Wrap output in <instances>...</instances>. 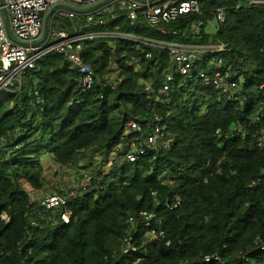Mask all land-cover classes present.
<instances>
[{
	"label": "trees",
	"instance_id": "obj_1",
	"mask_svg": "<svg viewBox=\"0 0 264 264\" xmlns=\"http://www.w3.org/2000/svg\"><path fill=\"white\" fill-rule=\"evenodd\" d=\"M200 7L201 16L165 26L178 37L151 28L142 15L134 25L126 15L105 26L61 24L72 31L74 23L90 36L83 59L95 72L93 88L83 92L79 71L51 52L16 95L0 93V264H264V148L257 146L262 127L252 123L264 113V7L248 0H200ZM218 9L226 20L210 33ZM200 21V32H193ZM144 41L225 44L203 56L222 59L223 74L243 78L241 94L228 100L203 83L199 69L179 75L167 48ZM113 64L116 90L107 79ZM169 73V93L159 96ZM131 119L140 132L127 133ZM155 126L170 147H149L126 163L131 141L142 142ZM45 155L88 174L86 191L69 204V223L44 213L45 195L34 199L25 186L45 190ZM176 195L182 205L171 211L166 200ZM140 211L155 212L166 237L149 243L141 230L143 248L125 256L118 250L128 218Z\"/></svg>",
	"mask_w": 264,
	"mask_h": 264
},
{
	"label": "built area",
	"instance_id": "obj_2",
	"mask_svg": "<svg viewBox=\"0 0 264 264\" xmlns=\"http://www.w3.org/2000/svg\"><path fill=\"white\" fill-rule=\"evenodd\" d=\"M105 1L107 0H0V93L6 92L9 96L16 95L25 86L28 74L36 71L37 62L51 52L63 55L69 61L71 69L79 71L81 74L79 87L83 92H88L93 88L96 80L95 72L92 66L85 63L83 59V42L90 36L79 30L74 23L73 32H69L65 28L56 29L55 22L58 13L65 14L72 22L86 20L88 24L95 22L101 26H105L110 21L118 20L121 15H126L131 24L134 25L142 15L145 23L151 28L165 36L177 37L180 36L177 31H169L165 26L171 25L188 15H202L200 0H173L162 3L152 0H112L105 6L90 11L91 8ZM248 1L251 7H264V0ZM60 5L70 9L55 11L50 20L47 38L41 43L45 34L46 18L53 8ZM5 16L9 21L10 31L7 30ZM225 20V10L218 9L215 13L214 22H209V24L216 30ZM203 24L202 21L194 24L192 31L199 33ZM120 36L137 40L128 35ZM144 43L167 48L179 75L191 76L199 69L198 76L203 83L207 86H213L228 100H235L241 94L244 79L234 80L229 74H223L219 69L224 65L222 59L216 57L206 59L203 56L226 50L225 44L209 45L200 52L185 49L179 42L144 41ZM148 57L151 55L148 54ZM202 64H206L207 67L200 70ZM166 79L163 87L157 92L159 96H166L169 93V82L173 80V75L171 73L166 74ZM110 86L112 90L118 88L117 83H110ZM261 87L264 89V84ZM263 121L264 113L255 117L252 122L254 125L262 127L257 141L259 148H264ZM141 129V125L135 119H131L127 125V133L140 132ZM237 131L244 134V126L239 125ZM165 136L163 130L155 126L142 142H138L136 138L133 139L125 155V162H137L149 147L168 149L171 139H167ZM84 191H86V187L69 192L67 195L47 194L42 201L44 213L53 212L60 216L64 223H69L72 216L69 204L81 197ZM153 195L156 196V193ZM181 205L182 200L178 195L173 201L166 200V206L171 211ZM5 220L9 221V218L7 217ZM127 224L118 250L125 256L136 254L143 248L139 245L141 230L145 231L143 238L147 239L149 243L164 240L166 237L163 221L155 212L140 211L131 214ZM166 245L170 246L171 241H167ZM212 259L219 260L218 257H206L205 260L209 262ZM138 263L136 262V264Z\"/></svg>",
	"mask_w": 264,
	"mask_h": 264
},
{
	"label": "rangeland",
	"instance_id": "obj_3",
	"mask_svg": "<svg viewBox=\"0 0 264 264\" xmlns=\"http://www.w3.org/2000/svg\"><path fill=\"white\" fill-rule=\"evenodd\" d=\"M71 21L68 19V17L61 13H58V18L56 19L55 22V27L56 29H60L61 24H66L67 22ZM77 22V21H76ZM75 22V23H76ZM78 23V22H77ZM208 24L207 28L210 31H213L214 28ZM69 32H73L69 31ZM110 36V35H108ZM118 76V71H117V66L113 64V66L110 69V72L107 74V79L109 82H115L117 80ZM114 154L112 155V157ZM98 157H96L97 159ZM89 162V159H88ZM43 163L45 167V175L47 177V185L45 190L36 192L34 191L30 186L25 185L26 188L31 191L32 196L34 199L42 198L44 195L46 196L47 194H51L52 192H62L63 194L66 195V192H72V191H78L80 190L85 184L86 178L84 176H87V172H83L84 174L81 175L79 173H76L74 170H67L65 168L60 167L59 165L55 164L48 155H45L43 157ZM123 163V162H121ZM120 163V164H121ZM87 165V161L84 163ZM106 165L103 166V169L106 173H109L111 171V163H105Z\"/></svg>",
	"mask_w": 264,
	"mask_h": 264
},
{
	"label": "water",
	"instance_id": "obj_4",
	"mask_svg": "<svg viewBox=\"0 0 264 264\" xmlns=\"http://www.w3.org/2000/svg\"><path fill=\"white\" fill-rule=\"evenodd\" d=\"M111 1H112V0H107V1H105V2H102L101 4H99V5H97V6L93 7V8H91L90 11H95V10H97V9H99V8H101V7H103V6H105L106 4L110 3ZM152 1H153V2H158V1H160V0H152ZM59 9H70V8H68V7H66V6H63V5H60V6H56L55 8H53V9L50 11V13L48 14V16H47V18H46L45 34H44V38H43V40L41 41V43H42L43 41H45V39L47 38L48 31H49V28H50V20H51L53 14L55 13V11H57V10H59ZM5 22H6L7 30L10 31V25H9V21H8V19H7V16H5ZM1 207H2V206L0 205V209H1Z\"/></svg>",
	"mask_w": 264,
	"mask_h": 264
},
{
	"label": "crops",
	"instance_id": "obj_5",
	"mask_svg": "<svg viewBox=\"0 0 264 264\" xmlns=\"http://www.w3.org/2000/svg\"><path fill=\"white\" fill-rule=\"evenodd\" d=\"M171 1H173V0H171ZM206 29L210 33H212L214 31V30L213 31H210L208 28H206ZM179 43L183 45V48L188 49V50H193V51H200L201 52V51H204L205 48L207 47V46H197V45H192V44H186V43H181V42H179Z\"/></svg>",
	"mask_w": 264,
	"mask_h": 264
}]
</instances>
